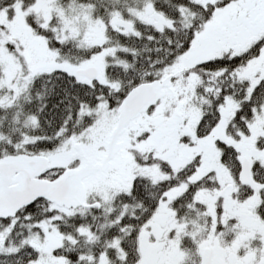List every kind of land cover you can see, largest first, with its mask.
Listing matches in <instances>:
<instances>
[{"label":"snow or ice","instance_id":"snow-or-ice-1","mask_svg":"<svg viewBox=\"0 0 264 264\" xmlns=\"http://www.w3.org/2000/svg\"><path fill=\"white\" fill-rule=\"evenodd\" d=\"M0 264H264V0H0Z\"/></svg>","mask_w":264,"mask_h":264}]
</instances>
